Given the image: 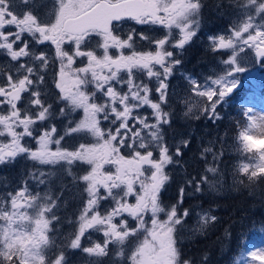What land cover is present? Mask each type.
<instances>
[{
    "label": "snow or ice",
    "instance_id": "1",
    "mask_svg": "<svg viewBox=\"0 0 264 264\" xmlns=\"http://www.w3.org/2000/svg\"><path fill=\"white\" fill-rule=\"evenodd\" d=\"M204 7V0H0V59L11 65L0 72V166L17 157L35 162L22 184L0 190V264H70L77 251L112 264H197L179 246L177 233L193 215L182 205L188 197L217 190L226 140L217 136L202 147L204 173L199 179L184 177L175 203L165 205L162 194L175 182L166 168L183 169L191 143L168 144L166 127L175 123L181 105L184 118L217 126L224 119L218 108L238 87L243 65L249 58L264 64V0H221L217 9L235 19L206 40L208 51L225 57L223 74L201 81L181 72L188 87L178 96L171 81L200 34ZM126 24L131 28L122 34ZM157 28L166 30L162 37L147 34ZM137 40L155 50L137 51ZM50 45L54 57L45 51ZM50 60L59 62L52 77L58 91H47ZM145 108L150 113L141 112ZM250 112L242 113L249 123L238 138L246 162L234 179L255 188L264 184V114ZM77 138L94 142L65 147ZM77 165L90 169L74 176L86 199L77 230L58 246L49 233L59 222L54 209L62 196L33 192L30 185L48 187L52 172L43 166L73 176ZM105 201L110 205L101 211ZM195 215L193 236L205 235L220 219L211 208ZM90 230L102 231L103 239L92 242ZM248 255L264 260V249ZM208 261L205 254L200 264Z\"/></svg>",
    "mask_w": 264,
    "mask_h": 264
},
{
    "label": "trees",
    "instance_id": "2",
    "mask_svg": "<svg viewBox=\"0 0 264 264\" xmlns=\"http://www.w3.org/2000/svg\"><path fill=\"white\" fill-rule=\"evenodd\" d=\"M204 2L206 7L203 8L200 16L204 28L213 31L228 24L223 20L222 23L219 20L218 22L213 20V18L224 14L223 9L218 10L216 7L221 0H204ZM212 22L216 24H212ZM189 54L195 73L199 71L200 65L204 66L208 58L214 60L215 56L221 57L210 51H205L199 44H195L189 50ZM236 93L243 94L242 90L236 91ZM240 95H236L233 99L234 103L228 104L225 110L218 108V112L224 119L217 126H213L205 120L184 119L179 110V114L176 115L178 118L175 116V123L169 128L173 133H170V136H176V140L186 137V139H190L191 143L182 158L183 169L180 166H173L169 172L175 177V182L170 184L167 191L162 194L161 199L165 205L175 203L179 195V185L184 177L195 176L199 179L200 175L204 173L206 165L200 158L202 147L207 145L209 140H215L217 136L224 137L226 140L220 164L222 178L217 190L205 191L203 195L188 197L182 205V208L190 209H194L197 205L202 209L211 208L214 214L220 218L215 225L207 229L205 235L197 234L189 239L185 229L177 233L183 254L192 257L197 261V264H200L205 254L209 257L208 264H244L249 248L264 235V184L251 188L245 187L239 183L238 179H234L239 163L246 161L245 154L240 151L242 145L238 140L239 132L245 130L249 123L247 117L242 114L245 110L239 105L242 102ZM166 130L168 129L166 128ZM219 147L217 145V148ZM72 211H70L71 214H78V208L76 211ZM65 215L61 216L59 225L65 226L67 220V215L66 217ZM193 218L192 215L187 220V224H190ZM67 234L65 233L66 236L62 234L56 236L58 246L67 241ZM180 234L184 238H180ZM90 260L97 259L87 257L86 254L77 251L73 254V260L70 263L89 264Z\"/></svg>",
    "mask_w": 264,
    "mask_h": 264
},
{
    "label": "flooded vegetation",
    "instance_id": "3",
    "mask_svg": "<svg viewBox=\"0 0 264 264\" xmlns=\"http://www.w3.org/2000/svg\"><path fill=\"white\" fill-rule=\"evenodd\" d=\"M130 28H131V24L124 25L123 26L124 33L122 34H126ZM165 31L166 30L164 29L157 28L154 31H148L147 34L156 36V37H162ZM174 34H177V30H174ZM195 44H196V38H194V42L191 43V45L185 49L181 57V59L183 60L182 68L176 73V78L171 81V84L174 90L176 91L178 96H180L181 98H183L185 90L188 87V85L186 84V81L181 78L180 73L185 72V73H190L194 76L196 75L194 71V66L192 65L193 61L191 57L189 56L190 55L189 50L192 47H194ZM94 46H95V41L93 42V44L89 45V47H94ZM135 48L137 51H154L155 50L153 46H150L147 44V42L141 41V40L136 41ZM45 51L49 53L50 57H54L55 55L54 46L50 45L48 48L45 49ZM125 54H130L129 50H125ZM77 66H80L79 61L77 63ZM203 67L204 66L201 67L200 65L199 71H201V68ZM9 68H11V65H9L6 60L0 59V72H7ZM58 69H59V62L58 61L53 62L50 60L49 67L47 69V73H48L47 91H58L54 89V80L52 79L53 74L57 73ZM12 71L15 72V69L13 68ZM199 71L197 72L198 74L200 73ZM203 72L205 73L206 76H208V73H207L208 70L207 71L203 70ZM140 79H144L145 82H147L143 74L140 75ZM154 83L155 82L153 81V84ZM153 84H150V86H153ZM179 110L181 111V115L183 116V111H185L183 105H181L180 108L177 110L176 115L179 114L178 113ZM150 111L151 110L147 108L141 110V112H148V113H150ZM80 116L81 114L77 113L74 118L76 120H79ZM176 118L178 117L176 116ZM184 119H189V118H184ZM167 129L168 130L165 131L166 142L170 145L177 143V140L175 139L176 136H170V133L172 132L169 130V128ZM183 139H186V137H184ZM80 142H94V140H92L91 138H88L87 141H83L77 138V139L69 140L65 144V147L71 148L72 146L77 145ZM28 143L31 144L33 148H35L36 145L34 141H28ZM53 148H55V145H53ZM34 163L35 162L30 161L28 159L17 157L16 161L13 164H10L8 166H0V190H3L5 187H8V189L11 190V188L16 187L19 184H22L24 179L26 178L27 173L34 170L33 169ZM172 167L173 165H169L166 168V171L170 172L172 170ZM42 170L52 172V176H51L48 187L47 188H45L44 186L38 187L34 183H31L30 189L32 190L39 189L40 191L46 189V191L51 192L53 196H56V195L62 196V200L58 201L59 207L54 209L57 217L59 218V222L58 223L56 222L53 227L51 225L52 230L50 231L49 235L53 236L56 239V236L58 237L59 234L65 235V233H68L67 237H69V234L75 232L78 228V217H79L80 211L82 210L84 200L86 199L85 197L86 194L83 192L82 182L77 183V181L74 180V176L75 177L82 176L83 174H86V170H90V169L88 168L87 165H77L72 169L73 176L68 175L64 169L59 168L58 166L56 168H53L52 166H43ZM112 170L114 171V169ZM62 189L63 191H61ZM129 202L134 203L135 202L134 198H130ZM109 205H110L109 201L102 202L101 211L109 207ZM77 208H78V211H77L78 214L76 215L71 214L70 211L72 210L76 211ZM64 214L67 215L65 226L59 225L61 216H63ZM89 234L91 235L92 242L93 241L98 242L99 241L98 239H101V240L103 239L102 231L96 232L94 230H90ZM84 243H85V246H89V243L87 240H85ZM115 251H116V248H113V253ZM91 258L97 259V260L105 259L103 261V264H112V260H110L107 257H103V258L91 257ZM69 259L70 261L73 260V254L70 255ZM112 259H116V257L113 256ZM70 264H75V263L71 262Z\"/></svg>",
    "mask_w": 264,
    "mask_h": 264
},
{
    "label": "rangeland",
    "instance_id": "4",
    "mask_svg": "<svg viewBox=\"0 0 264 264\" xmlns=\"http://www.w3.org/2000/svg\"><path fill=\"white\" fill-rule=\"evenodd\" d=\"M224 3H227L228 0H223ZM235 19V17L229 16V15H220L218 17H215V19L213 18L214 21L218 22V20L220 21V23L223 22L225 23H229L231 20ZM216 24L215 22H212V24ZM222 25V24H220ZM227 25L221 26L217 29H214L213 31H210L206 28L203 27V23L201 22V30H200V34L196 37V44H199L205 51L207 49V40H206V36L207 34L211 33H218V32H222L225 30ZM225 57H217L215 56V59L212 60L211 58H208V61L206 63H204V67L201 68V71H199L200 73H196V77L203 81L205 79V77L211 76L212 78H215V75L217 73L223 74V66L220 64V60L223 59ZM203 63V62H201ZM243 66H245L246 71L244 73L241 74H237V79L239 81L238 87L234 88L232 93L229 94V96L226 98L227 102L222 104L219 108L225 110L227 105L233 102V99H235L234 97L236 95H240V93H236V91H241L242 90V95H240L242 98V102L239 103V105L245 110L248 111L249 109L251 110L250 114L254 115V116H259L261 114H264V64H261L259 62L256 61H251V59L249 58V62L245 63ZM203 70L207 71L208 70V76L205 75V73L203 72ZM234 103V102H233ZM186 110V109H185ZM221 114V113H220ZM252 134L255 135H260L261 133L259 131L256 130H251ZM183 140V138H179L177 139V141H181ZM242 162H246V161H241ZM239 163V165H240ZM33 192H41V194H43L46 189L44 190H32ZM86 197V195H85ZM196 209V210H195ZM202 208H198L195 207L193 211V221L190 224H187L185 227L186 230V236L187 238L191 239L192 237H194L190 231V229L195 225L196 220H197V216L195 215L196 211H200ZM161 219H165L166 217L163 216V214L160 217ZM56 222H53V225ZM52 225V227H53ZM51 228V225H50ZM53 237V236H52ZM180 238H184V236L182 234H180ZM53 239L56 241V239L53 237ZM99 241H101V239H98ZM94 242V241H93ZM135 243V242H133ZM264 249V235L263 237H261V239L254 245H252L249 250L248 253L251 251H260ZM247 253L246 256V260L244 264H264V260L262 259H255L253 260Z\"/></svg>",
    "mask_w": 264,
    "mask_h": 264
}]
</instances>
